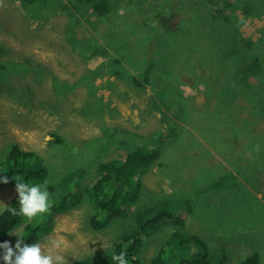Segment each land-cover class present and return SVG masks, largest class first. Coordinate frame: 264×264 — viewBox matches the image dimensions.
<instances>
[{"label": "rangeland", "instance_id": "rangeland-1", "mask_svg": "<svg viewBox=\"0 0 264 264\" xmlns=\"http://www.w3.org/2000/svg\"><path fill=\"white\" fill-rule=\"evenodd\" d=\"M107 2L110 16L100 19L86 3L81 6L75 0L30 6L23 0H0V46L6 49L0 63L20 64L28 58L46 70L43 78L23 72L0 78V160L16 145L41 156L54 181L73 174L76 179L69 184L65 207L53 208L52 194L50 210L30 222L24 218L11 232L19 237L9 234L5 242L14 248L23 229L32 224L42 231L35 242L59 243L67 264L108 253L115 235L139 227L133 225L131 231L123 220L92 229L93 211L84 190L97 176L99 164L124 158L133 146L151 147L162 139L159 159L140 176L139 211L146 199L154 203L178 193L176 198L181 195L194 203L184 215L186 230L207 242L212 263L240 264L258 253L259 264H264V118H252L240 96L232 101L223 94L241 52L220 64L222 53L241 47L244 40L254 45L251 55L264 59V0ZM165 23L179 31L163 37L176 40L162 42L155 34L165 31ZM184 47L187 54L170 58L173 49ZM191 50L193 63L203 66L195 70L198 77L216 70L215 88L194 76L186 62ZM146 52L153 58L156 83L140 89L131 78L145 68ZM261 77L264 81V74ZM206 90L218 95L207 96ZM155 96L159 101L177 97V107H183L181 120L176 110L155 109ZM102 104L107 107L99 109ZM216 110L231 117L223 120L213 115ZM239 116L252 119L240 122ZM170 127L175 136L166 138ZM53 133L63 138V145L52 141ZM15 185L0 183V212L17 194ZM159 208L157 202L154 209ZM157 230L143 249L142 264H149L170 239L166 225ZM3 255L2 248L0 264Z\"/></svg>", "mask_w": 264, "mask_h": 264}, {"label": "trees", "instance_id": "trees-1", "mask_svg": "<svg viewBox=\"0 0 264 264\" xmlns=\"http://www.w3.org/2000/svg\"><path fill=\"white\" fill-rule=\"evenodd\" d=\"M38 1L44 0H23L25 5H33ZM81 6L88 5L93 12V14L100 19H105L109 17V11L112 9L111 5L107 0H75ZM86 3V5H85ZM227 20V18L225 19ZM159 22V21H158ZM163 32L155 31V34L162 36L159 40L163 42H170L176 40V38L163 37L164 34H172L176 36L179 30H173V28L165 23ZM165 32V33H164ZM204 31L202 30V33ZM144 44L145 46H149ZM228 45V44H227ZM239 48H232L225 53H222L221 63H228L238 50L241 52L239 56L240 60L238 65L227 77L229 82L228 89L223 92L228 99L232 101L240 96L246 101V105L243 106L249 112V115L254 118H264V96L262 95V88L264 87V81L262 75L264 74V59L259 55H251L249 51L254 49V45L250 41H245L240 44ZM153 45L150 46L152 48ZM155 48V47H153ZM187 47L173 49L170 54L171 57H177L178 53L182 55V51H186ZM239 52V53H240ZM6 49L0 46V58L4 56ZM147 52L145 53L144 66L145 68L138 74V77H132L131 83L142 89L145 87H152L156 83L153 74V61L152 57L147 58ZM195 51H188V58L186 62L191 64V70L197 80L204 81L209 87H216L218 76L216 70L210 68V73L208 77L203 75H198L195 73L197 68H203L198 62L195 63L193 58ZM193 56V57H192ZM177 59V58H176ZM114 64L118 65L119 61H113ZM138 69L142 67V62L139 60ZM27 73L31 74L35 78H43L46 76L45 68L40 64L32 65L28 58L24 59V62L20 64L0 63V78H4L12 73ZM189 73V69L186 71ZM168 71L166 72V74ZM113 74H116L114 72ZM118 75V74H117ZM153 78V80H152ZM161 81L162 76L157 78ZM254 80L257 84H252ZM163 82L167 84L164 79ZM151 84V85H150ZM158 88V87H157ZM155 90V88H154ZM162 90V89H160ZM213 91L206 90V94L215 97ZM156 93V91H155ZM179 99L177 97L168 96L166 100L159 101L158 96H155L152 100V105L155 109L161 107V109L166 110L178 119L182 118L183 107H177ZM231 108L233 105L229 104ZM107 107L103 104L99 109ZM240 108V112L241 107ZM228 111V110H227ZM98 112V111H97ZM213 115H221L223 120L227 115L231 117V114L213 111ZM220 117V116H219ZM240 117V116H239ZM251 117L241 118L240 122L249 121ZM187 119L186 115L184 117ZM181 120V119H180ZM239 120V119H238ZM232 121V119H229ZM255 133V130H253ZM175 134L174 129L170 127L169 134L166 138H172ZM175 136V135H174ZM52 141L57 145H63V138L55 133L52 134ZM96 142L92 143L95 144ZM260 146V143L256 144ZM164 141H161L154 146H133L122 159H113L107 162H103L98 166L97 176L94 180L85 188L84 193L90 203L93 211V215L89 219V226L94 230H101L110 227L116 221L127 220L129 224L125 225L127 229L134 230L133 225L139 227L138 230L132 231V233H123L118 236L115 235L114 243L108 253L98 257L86 258L75 262L74 264H115L112 260V254L115 252L119 254L121 252L126 253V259L128 264H142L141 255L145 246L149 244V239L152 235L157 233V229L161 227L162 224L166 225L171 229L170 239L163 243L154 255L151 257L149 264H222V261H210L209 246L207 242L204 241L200 236L192 234L186 230L184 215L186 212L191 210L192 203L191 199H187L184 196L176 195L178 193H173L167 197L156 200L154 203L146 199V205L142 211H139L140 207V191L142 189V184L140 182V176L147 172L159 159L161 150L163 149ZM249 149L248 146H242V150ZM45 160L39 156L37 153L28 150H22L18 146L14 145L8 148L3 159L0 160V180L7 179L10 183H15V177H21L24 182L29 184H44L47 183V190L52 195L55 194V201L53 208L55 207H65L67 201L70 198L71 192V182H74L73 175H67L61 180H53L48 167L45 165ZM74 161V160H71ZM227 177V176H224ZM54 182L56 184H54ZM213 187V186H211ZM62 190V192H60ZM57 194H63L60 199H58ZM185 198V199H184ZM160 203L161 209H154ZM136 205L133 211L131 209ZM7 207H13L17 210L19 209L18 194L10 199ZM173 209H178V214H174L170 211ZM24 220V217L20 215H13L10 211L2 210L0 212V244L5 243L8 235L17 227V225ZM133 220V221H132ZM131 221V223H130ZM42 231L39 227H35L32 224H28L25 229H23L21 240L25 244H32L39 237ZM2 248H0V251ZM240 264H259V254L253 253L243 259Z\"/></svg>", "mask_w": 264, "mask_h": 264}, {"label": "clouds", "instance_id": "clouds-1", "mask_svg": "<svg viewBox=\"0 0 264 264\" xmlns=\"http://www.w3.org/2000/svg\"><path fill=\"white\" fill-rule=\"evenodd\" d=\"M184 87L188 86L185 85ZM13 179L16 181L15 191L18 194L19 209L3 206L4 210L10 211L13 215L24 217L26 222H30L34 217L45 214L50 210L52 201L46 182L33 185L24 182L18 176ZM0 183L6 184L8 180H0ZM10 234L18 236L16 233ZM0 248L4 249L2 257L4 264H67L65 255L60 251L61 245L56 242L25 244L19 238L14 248L10 247L7 242L0 244ZM45 248L48 251H45ZM112 260L115 264H128L126 253L124 252L119 254L113 252Z\"/></svg>", "mask_w": 264, "mask_h": 264}]
</instances>
